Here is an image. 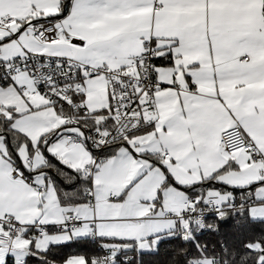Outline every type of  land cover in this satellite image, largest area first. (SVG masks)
I'll list each match as a JSON object with an SVG mask.
<instances>
[{"label":"snow or ice","instance_id":"1","mask_svg":"<svg viewBox=\"0 0 264 264\" xmlns=\"http://www.w3.org/2000/svg\"><path fill=\"white\" fill-rule=\"evenodd\" d=\"M162 246L264 264V0H0V264Z\"/></svg>","mask_w":264,"mask_h":264},{"label":"trees","instance_id":"2","mask_svg":"<svg viewBox=\"0 0 264 264\" xmlns=\"http://www.w3.org/2000/svg\"><path fill=\"white\" fill-rule=\"evenodd\" d=\"M222 231L220 235H206L203 237L206 241L217 244L218 242L223 240L226 243H228L230 246L234 241V231L232 229V223L231 221L225 222L221 225ZM69 251V250H64ZM147 259L152 261V264H167L168 260L170 259V253L166 250V246H162L161 252L157 256L148 257Z\"/></svg>","mask_w":264,"mask_h":264}]
</instances>
